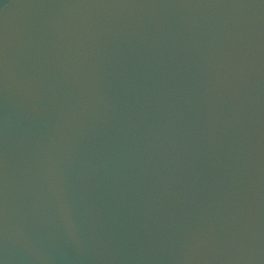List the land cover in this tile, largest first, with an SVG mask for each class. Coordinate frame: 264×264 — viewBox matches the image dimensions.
<instances>
[{
	"label": "water",
	"instance_id": "95a60500",
	"mask_svg": "<svg viewBox=\"0 0 264 264\" xmlns=\"http://www.w3.org/2000/svg\"><path fill=\"white\" fill-rule=\"evenodd\" d=\"M0 264H264V0H0Z\"/></svg>",
	"mask_w": 264,
	"mask_h": 264
}]
</instances>
